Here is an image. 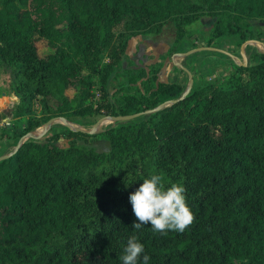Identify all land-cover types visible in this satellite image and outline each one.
<instances>
[{
    "label": "trees",
    "instance_id": "trees-1",
    "mask_svg": "<svg viewBox=\"0 0 264 264\" xmlns=\"http://www.w3.org/2000/svg\"><path fill=\"white\" fill-rule=\"evenodd\" d=\"M202 16L205 46L264 45L253 27L264 0H0V72L25 118L0 140L15 146L52 118L144 113L103 131L107 152L60 149L62 132L89 135L51 127L0 161V264H122L133 234L148 264H264V52L246 46L245 66L184 94L179 78L158 80L159 64L120 67L130 38L170 23V56ZM152 174L186 189L194 221L183 233L132 229L129 195Z\"/></svg>",
    "mask_w": 264,
    "mask_h": 264
},
{
    "label": "rangeland",
    "instance_id": "rangeland-1",
    "mask_svg": "<svg viewBox=\"0 0 264 264\" xmlns=\"http://www.w3.org/2000/svg\"><path fill=\"white\" fill-rule=\"evenodd\" d=\"M210 23V18L202 16L198 21L190 24L189 29L192 34L189 38V41L184 43L177 53L170 56L166 54L167 48L172 42L174 35V29L170 23L164 24L161 30L156 34L148 33L136 35L128 40L125 49V58L121 61L120 67H129L135 69L141 66L147 67L151 64H159L160 69L158 72L159 76L157 75L158 80L168 81L171 76L176 75V78H179L186 84V86L189 81V75L186 72L188 71L187 69L190 70V72H188L191 75L192 81L197 82V76H194L195 72L198 75V81H221L222 76H214V74L208 73L206 68L209 66H215V72H218L223 69L224 64L229 63L230 60H232L231 56L226 54L223 50V48L226 46L224 42L216 43L215 46H207L216 48L218 50L196 49L198 47L205 46V38L207 37ZM253 27L260 32L259 38H264V22H254ZM246 43L247 42L244 43L243 49ZM248 43L252 42L249 41ZM255 44H257L261 49L260 44ZM36 47L41 53L49 50L42 41L36 42ZM238 51L239 48H235L233 53L238 55ZM242 56L247 57L245 52ZM172 62H176L180 65H172ZM178 68H181L182 72L179 71ZM120 79L121 78L118 77L116 80ZM114 83L115 81L113 80L109 81L107 85L108 92H111ZM16 98L18 97L12 90V83H10L9 79L0 72V122H7L9 125H13L14 127H19L22 129L25 118L23 117L16 119L13 117L14 103L12 102H14ZM97 99L98 94L95 93L93 100ZM35 107H37L36 104ZM101 118L105 119H103L96 127H94L96 122ZM115 123L116 122L113 121L111 117L105 116L104 114H98L89 119L82 120L78 124L69 123L71 131L80 130L86 132V134L91 132V134H88V137H76L62 132L58 137L56 146L60 149H63L70 143H75L77 145L84 144L85 146L92 147L98 152H107L108 141L104 136L103 131L109 127H112ZM51 127H54L56 131H61L64 125L58 121L53 123L43 134H41L44 129L43 126L34 130L33 133L39 135L38 139H40L44 136L50 135L49 130ZM2 128L4 127H0V130ZM13 148L14 146L11 144L9 150L11 151Z\"/></svg>",
    "mask_w": 264,
    "mask_h": 264
},
{
    "label": "clouds",
    "instance_id": "clouds-1",
    "mask_svg": "<svg viewBox=\"0 0 264 264\" xmlns=\"http://www.w3.org/2000/svg\"><path fill=\"white\" fill-rule=\"evenodd\" d=\"M185 193L186 189L180 183L165 187L162 174H152L144 179L129 195L132 211L138 221L132 224V229L139 231L150 224L152 231L160 235H167L169 231L183 233L194 221ZM119 259L122 264H148L150 257L133 234Z\"/></svg>",
    "mask_w": 264,
    "mask_h": 264
},
{
    "label": "crops",
    "instance_id": "crops-1",
    "mask_svg": "<svg viewBox=\"0 0 264 264\" xmlns=\"http://www.w3.org/2000/svg\"><path fill=\"white\" fill-rule=\"evenodd\" d=\"M250 42H252V43H246V45L244 46V48L246 47V46H249V47H251V48H256L258 51H261L262 52V50H263V44L260 42V41H256V40H250ZM255 43H258V44H260L261 45V49L259 48V46L257 45V44H255ZM224 44L226 45L225 46V48H223V50L225 51V53L226 54H228V55H230L231 56V58H232V60H230L229 58V60H230V62L229 63H226V64H224V67H223V69L221 70V71H218V72H215L216 71V67L215 66H209L208 68H206V71L208 72V73H210V74H214V76L215 75H220V76H222L221 77V79L223 80L232 70H233V68H234V66L235 65H238V64H240V62H242L243 61V58H245V60H246V57H243L242 55H243V53H244V49H242V51L239 49V51H238V55H235L234 53H233V51H234V49H235V47L233 46V45H231V44H227V43H225L224 42ZM233 54V55H231V54ZM227 55V56H228ZM180 65V64H178V63H176V62H172V65ZM159 76V75H158ZM194 76H197L196 78H197V80L196 81H198V75H197V73L195 72V75ZM175 78H176V75H173V76H171L170 77V79L169 80H175ZM205 78V77H204ZM17 102V98L14 100V102H12V103H16ZM10 145H11V142L10 141H4V140H0V157H2V156H4V155H7V154H9L11 151L9 150V148H10Z\"/></svg>",
    "mask_w": 264,
    "mask_h": 264
},
{
    "label": "water",
    "instance_id": "water-1",
    "mask_svg": "<svg viewBox=\"0 0 264 264\" xmlns=\"http://www.w3.org/2000/svg\"><path fill=\"white\" fill-rule=\"evenodd\" d=\"M250 40H247V41H245V42H249ZM245 42H243V43H241V45H240V47H239V49L242 51V49H243V45H244V43ZM197 50H204V49H210V50H218V49H216V48H212V47H207V46H202V47H198V48H196ZM262 52H264V46H263V50H262ZM240 64L242 65V66H245L246 65V60H245V58H243V61L242 62H240ZM187 73H188V75H189V81H188V84H187V86H186V88H185V90H184V92H183V94L184 93H186L187 91H188V89L190 88V86H191V83H192V79H191V75H190V73L188 72V71H186ZM165 103H167V102H164L163 104H165ZM163 104H161V105H163ZM149 112H151V111H147V112H145V113H149ZM142 114H144V113H136V114H132V115H126V116H118V117H113V118H111L113 121H115V122H122V121H131V120H134V119H136V118H138L139 116H141ZM103 119H105V118H101V119H99L97 122H96V124L94 125V127H96L98 124H99V122H101ZM61 122L63 125H64V127L65 128H67V129H69V130H71L70 129V127H69V122L68 121H66L65 119H63V118H52V119H50V120H48L44 125H43V131H42V133L41 134H43L53 123H55V122ZM77 131H80V130H77ZM80 132H83V131H80ZM84 133H86V132H84ZM87 134H91V132H88ZM38 136L39 135H36L35 133H33V132H31V133H27V134H25V135H23L19 140H18V142L16 143V145L14 146V148H13V150L9 153V154H7V155H4V156H2V157H0V161L1 160H4V159H6V158H8V157H10L18 148H19V146L24 142V141H26L27 139H35V138H38Z\"/></svg>",
    "mask_w": 264,
    "mask_h": 264
},
{
    "label": "built area",
    "instance_id": "built-area-1",
    "mask_svg": "<svg viewBox=\"0 0 264 264\" xmlns=\"http://www.w3.org/2000/svg\"><path fill=\"white\" fill-rule=\"evenodd\" d=\"M9 124L7 122L3 123V122H0V127H5V126H8Z\"/></svg>",
    "mask_w": 264,
    "mask_h": 264
}]
</instances>
